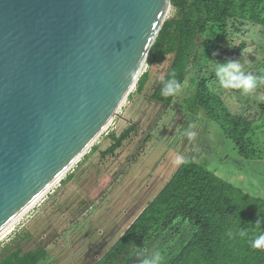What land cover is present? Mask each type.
Returning a JSON list of instances; mask_svg holds the SVG:
<instances>
[{"label":"water","instance_id":"95a60500","mask_svg":"<svg viewBox=\"0 0 264 264\" xmlns=\"http://www.w3.org/2000/svg\"><path fill=\"white\" fill-rule=\"evenodd\" d=\"M170 0H0V234L137 85Z\"/></svg>","mask_w":264,"mask_h":264},{"label":"rangeland","instance_id":"374dc122","mask_svg":"<svg viewBox=\"0 0 264 264\" xmlns=\"http://www.w3.org/2000/svg\"><path fill=\"white\" fill-rule=\"evenodd\" d=\"M174 15L175 9L170 7L166 20ZM242 40L247 43L242 52L237 58L230 55L227 60H238L245 74L264 77V32L246 27L234 34L231 43L237 46ZM228 62L217 54L206 71L214 72L212 65ZM169 65L166 60L160 66L144 67L141 75L149 72L151 76L143 92L138 94L135 86L111 126L81 160L8 228L9 233L0 239V250L11 246L27 252L42 247L47 258L40 264H95L171 179L181 165L174 163L178 154L194 159L231 184L264 199V126L256 129L255 137L261 159L252 160L250 166L236 156L230 142L219 135L214 124L207 126L186 111L183 100L193 95L190 79V87L168 107L152 101L155 84ZM210 86L223 97L233 114L262 124L258 106L263 102L237 90H225L214 80ZM257 94H264V85L257 89ZM130 125L137 126L131 138L114 157L102 158L100 153L112 144L108 136L113 133L118 137ZM188 132H195V137L188 136ZM93 147L97 149L92 151ZM179 236L168 233L166 242H175ZM187 238L185 235L181 239ZM158 246L161 252L166 250L165 243ZM153 254V249L143 247L123 264H142L144 259L151 260Z\"/></svg>","mask_w":264,"mask_h":264},{"label":"trees","instance_id":"16d2710c","mask_svg":"<svg viewBox=\"0 0 264 264\" xmlns=\"http://www.w3.org/2000/svg\"><path fill=\"white\" fill-rule=\"evenodd\" d=\"M170 1L175 15L163 23L148 54L147 66H160L166 60L170 65L156 82L151 99L168 107L175 97L161 95L162 80L173 75L178 81L190 79L193 95L183 100L186 111L207 126L214 124L236 156L251 166L252 160L261 159L255 137L256 129L264 126V102L258 106L262 114L260 125L233 114L223 97L211 89L210 81L218 82L206 66L217 54L229 62L237 58L247 43L242 40L233 46L231 41L244 28L257 27L264 32V0ZM230 55L234 58L227 60ZM150 76L149 72L140 76L138 94L143 92ZM136 129L137 126L130 125L118 137L110 134L112 144L100 156L114 157ZM257 219L264 220L263 198L245 192L189 158L95 264H123L141 248L154 252L162 242L166 244L162 252L164 264H264V247L252 246L258 235ZM260 230H264V223ZM168 233L180 234L172 249L175 242H166ZM185 235L188 238L183 241ZM46 258L42 247L27 252L11 246L0 250V264H40Z\"/></svg>","mask_w":264,"mask_h":264},{"label":"clouds","instance_id":"9594fccd","mask_svg":"<svg viewBox=\"0 0 264 264\" xmlns=\"http://www.w3.org/2000/svg\"><path fill=\"white\" fill-rule=\"evenodd\" d=\"M215 77L219 86L225 90H237L241 94L253 97L258 102H264V94H257V89L264 85V77H255L250 72L245 74L241 70V63L239 61H230L225 65H212ZM164 82V87L161 89L163 97H181L185 90L190 87L187 79L178 81L175 76L168 78ZM188 136L195 137V132H188ZM186 159L182 155H176L174 163L179 166L185 163ZM264 220L257 219L255 227L258 230V235L253 239L252 246L255 248L264 247V230H260L261 224ZM244 233L242 232L241 235ZM165 254L159 249H156L151 260L144 259L142 264H164Z\"/></svg>","mask_w":264,"mask_h":264},{"label":"bare ground","instance_id":"6f19581e","mask_svg":"<svg viewBox=\"0 0 264 264\" xmlns=\"http://www.w3.org/2000/svg\"><path fill=\"white\" fill-rule=\"evenodd\" d=\"M134 88H135V87H134ZM134 88H133V89H134ZM133 89H132V90H133ZM132 90H131V92H132ZM131 92H130V93H131ZM123 104H124V103H123ZM123 104H122V105H123ZM111 124H112V121L107 125V129L111 126ZM107 129H105V131H106ZM58 182H59V181H58ZM58 182H56L54 185H56ZM54 185H53L52 187H54ZM43 195H44V194H43ZM43 195H42V196H43ZM42 196H41V197H40V198L34 203V205L38 203V201L42 198ZM32 207H33V205H32L29 209H31ZM29 209H28V210H29ZM28 210H27V211H28ZM27 211H26V212H27ZM26 212H24L23 214H25ZM23 214H22L20 217H22ZM20 217H19V218H20ZM19 218H18V219H19ZM18 219H16L14 222H17ZM19 220H20V219H19ZM14 222H13L10 226H8V227H7V228H6V229L0 234V239H1L4 235H6L7 233H9L8 230L12 227V225L14 224ZM8 228H9V229H8Z\"/></svg>","mask_w":264,"mask_h":264}]
</instances>
